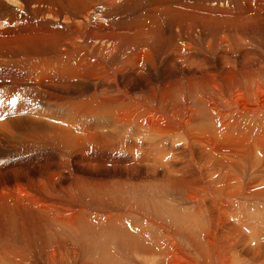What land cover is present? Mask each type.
Returning a JSON list of instances; mask_svg holds the SVG:
<instances>
[{
  "label": "rangeland",
  "instance_id": "1",
  "mask_svg": "<svg viewBox=\"0 0 264 264\" xmlns=\"http://www.w3.org/2000/svg\"><path fill=\"white\" fill-rule=\"evenodd\" d=\"M3 1H5L11 7L15 6L14 8L22 7L21 6V0H16V3H14V2L11 3V1H9V0H3ZM194 1H197V0H182V3L183 2L192 3ZM200 1L204 2V4L206 6H217V2H218V0H200ZM28 5H29V7H28ZM32 6L33 5L28 2L27 7L25 9V12L27 14L29 13V15L32 14L30 12V9H29ZM136 6L139 9H142V11H143V8L145 7L139 1H137ZM223 6L224 7H228V6L233 7L234 4L223 2L221 7H223ZM165 10H167V11H165ZM165 10H163V12H166L169 14H173V13L176 14V12H174L172 10V8H170V9L167 8ZM144 11H148V10H144ZM94 12H95V14L93 13V15H94L93 18L95 20H98L99 22H101V21L104 22V18H103V16H100V12L99 11H94ZM2 15L3 14H0V16H1L0 17V27L9 26V23H7L8 20L6 21L5 19H3L4 15H6V14H4L3 16ZM136 15L138 17L139 13H136ZM37 17L47 18V15L37 14ZM16 20H18V22L20 21L19 23H21L22 20H24V17L21 16L20 19H16ZM16 20H14V21H16ZM48 20H50V19L48 18ZM18 22L16 21V24H18ZM57 22H59V23L61 22V24L63 23L62 20L57 21ZM37 23L41 24L40 22H36V26H39ZM60 25H58L57 27L59 28ZM62 25H64V23ZM164 26H165V35L166 36L172 34L173 32L175 34H176V32H179L178 27L176 26L175 23L173 24L172 20H171V23L166 22L164 24ZM223 26H225V25L213 24L214 28L223 27ZM167 27L169 29H167ZM261 27L263 28L264 25L260 24V26L258 28L253 29V32H252L253 37L251 38L253 42L250 40V42H252L253 44L249 45L248 41H247L248 43L246 41H244V42L248 45L249 50L253 49L251 51H255V52L259 51V55L262 56V58H264V28L262 29ZM172 30H173V32H171ZM197 30L199 31L198 32L199 37L201 35V37H203V39H205L206 38V37L204 38L205 31H203L204 32V36H203V34H202L203 32L201 33V29H197ZM258 46H259V48H258ZM215 48L218 50H221V53H223L225 51L224 46H218V48L216 46ZM244 49H246V48H244ZM244 49H242V50L236 49L234 52L228 51L227 52V59H226L227 61L225 59L220 60L221 58L220 59L218 58L219 54H217L216 52H214V54H212V55H205V54H203V52H201L200 55H201L202 61H200V62H201L202 69H199L195 66L189 67L186 64L181 66L180 64H177V63H174L173 67H172V65L169 66L166 64V60L161 59L163 56V53H161V51L159 53L157 50V54L154 55V58H155L154 64H157L159 61L158 67L155 68L153 66L152 67L150 66V68H149L150 72L145 69L146 72L152 73V74H149L150 76H148V75L145 76V77H150L148 80L149 82L144 83V81L141 79L145 73L143 75H136L138 72H136L132 68L126 70L127 72L124 74L123 73L117 74V78L120 79L119 80L120 83L125 82V81L128 82V91L129 92L131 91L130 92L131 94L132 93H135V94L138 93L139 95L142 94L143 95V96L141 95L142 97H144V98L146 97L148 102L151 103L153 106H155L159 110H161V109L167 110L168 109L169 112L171 114H173L175 117H177L179 122L182 124V127H177L176 124H172V123L170 124V125L176 126L179 130L182 129L181 131H175L177 133V135L180 132V136H177V135H176V137L169 136V137L173 138V139H171L168 137V135H169L168 132L165 135H163L167 138L165 140L168 141V143H167V141H164V144H166L165 146L168 147V149H169L173 145L172 149L173 150L175 149L174 150L175 152H173V150H172L173 155L170 154L167 158L168 159L167 161H170V159H171V161L169 163L170 165L169 166L166 165L167 170H165L166 167L163 166L165 164L162 162H157L158 164L155 163L154 166H151L152 164H149V163L146 164V163L136 162V161H138V157H136L134 154H133V156H130V155H132L131 145L139 144V143L143 144L146 141L145 139H143V137L136 136L133 133L132 129L134 128L135 122H136L135 121L136 120L135 115L133 117L131 116V117L127 118L128 120L126 119L123 122L116 123L115 124L116 126L111 129L108 127V123L119 121V116L122 114V112L121 113L119 112L118 108H113L110 110V108L107 107L108 108V109L106 108L107 110H105V108H103V111L97 112L93 108L77 110V108L74 107V105H73L74 102L76 100H78L79 98L93 96L92 84H93V82H95L94 80H92L91 78H78V79L74 78L73 80H71V82L73 81V84H76L77 86L71 87L70 89H72V88L73 89L72 90L69 89L68 90V92L70 91L69 93L66 92L65 90H64L65 91L64 92L63 89L60 92L61 88H57V90L55 91L57 94L59 93L58 94L59 96H61V94H62V96H64V99L61 98V100H60V98H56V99L51 98V96L49 94V86L45 85V84H48L47 81L41 82L40 80H38L39 81V86H38V83H37L38 81L35 80L37 83L36 84L34 81H32L33 79L31 77L30 78L28 77L27 64L22 59V58H24L25 55L22 56V54L12 52L11 53V61H8L7 63H5L6 61H3L4 62V63L2 62L3 64L0 63V71L5 70L3 76H5V75L7 76V78H4V79H7V81L5 83L2 82V84L0 83V94L5 95V96L0 97V100H1V102H0V119H6V120L9 119V122H10L8 124V125H10V129H4L5 131L0 130L1 131L0 132V194L4 193V192H9L7 194V196L9 195L7 197L8 198L7 203L6 204L0 203V255H1L0 257L5 256L8 253L7 250L9 248L15 246V248L19 247L21 249L20 250L18 248L21 256L26 257L27 260L24 262V264H49L48 259H47L48 255L46 253L48 252L49 248H51L50 247L51 245L52 246L56 245V246L60 247L59 251L61 250L60 253L62 256H68L69 258H73V256L74 257L76 256L75 261H71L72 263L74 262L75 264H88L89 261L91 263H93V260H94V262L99 261L97 259L100 258V256H99L98 250L93 251L94 250L93 245H95L98 242V239L94 240L95 243L92 239H95L94 237H97L99 235L98 233H100V235L102 237H99L100 235L98 237H99V240L100 241L102 240V241L101 242L99 241L97 244H101L102 242H106L105 240L107 238H109V239H107L108 242H106V243L108 244V246L110 245V249H109L110 253L112 251V253L114 254V256L116 258L117 257H118V259L120 258L119 260L122 262V264H131L132 261H130L128 259V261L123 262L125 260L122 259L121 255L125 259L128 257L131 260L137 259L132 264H138V263L144 264L140 260V259H142L141 256L138 260V257L140 254L144 255V253H143V250H144L143 246L144 245L141 244L143 246H140V244H138V242H139L138 239H134L130 234H128V238L126 240H124V237L122 234L119 233L120 235H118V229L120 228L119 225H115V223L112 224L111 221L107 223V220H104V221H106V224H104L105 222L100 223L101 226H99V221L101 220L100 217H102V220L100 222H103V219H106V217L109 214L114 215L116 213H121L129 219V222H130L132 227H136L135 228L136 230H138V229L140 230V231L139 230L136 231L133 229L136 232H134L132 230V233H135L138 235H142V234L146 235L147 233L151 232L157 238L159 236L163 237L165 235V233H161V230L159 231L160 225L166 231L172 230L174 238H172L171 241L164 240L165 238H163V240L161 241L162 243H161V242H157V240L155 238L156 243L152 242V244L148 248L151 250L152 253L155 252L154 254L155 255L157 254L156 255L157 256V259H156L157 263L154 262L155 264H159L158 260H160L161 262H165L166 259L169 260V259L174 258L173 257L174 255L171 254V253L176 251V250H174L175 247L172 248L174 245H178V246L182 247L181 249L184 250L183 252H185L187 255H189L191 257L198 258V260L200 261V263H198V264H202V263L204 264L203 258L201 257L202 256L201 250L203 251V249L206 248V245L204 243L205 239H203V237H205L204 229L207 227L206 226L207 225L206 224L207 219H210V221L212 222V216H211V212L204 213L203 215H201L200 211H198V208L203 206V208L205 209V208H207V204H209V203L212 204L211 194L214 195L215 197H217L220 201H223L225 203V206H227V207H228V204L240 205L244 210L242 208L233 209L234 214L239 216V217L245 218L249 222L250 225H255L257 227H261L263 232H264V218L262 217L263 212H264V195L260 194V196H258V198H257L254 195L248 194L246 192V189L242 188V187L241 188L236 187L237 190L230 193L229 192L230 189H232L234 187H232V188L221 187V184L223 182L222 174H225L224 172L230 173V171H232L233 173H234V171H236V174L238 176L236 178H238V179L235 180V182H238V183H244L246 185V184L253 182L254 180L261 178V177H262V180L264 181V156H261V160L258 161L256 155L249 156V154H248L249 158H247L244 155L247 153L243 154V152H241L240 149H237L233 146H221V147H218L217 149H225L227 151L226 155L224 154L223 156L225 159L229 158L228 161L230 160L229 163L232 166L230 167V165L226 164V162H225V164L220 166L219 165L220 162L216 159L219 156V155L217 156V154H220V153L215 151V148L207 149L204 142H202V141H205V139H203L204 137L202 138V141H200L202 144H200L199 140L195 137V135H197V134L199 135L201 133H204L203 136L206 135L205 138L214 139L207 132L210 129H215L216 125H217V121L215 118H213L212 114L214 113L215 110L219 109V111H216V113L218 114L222 109L225 108L226 105L229 104V103L227 104L225 102L226 99L222 100L223 103L221 102V99H223V96H221L222 91L225 88L226 91L228 92V89H229V86H228L229 83L222 81V78H224L225 75L228 77L232 76L233 80L236 82L240 79L238 81V83L236 84L237 87L236 88L234 87V89L232 90V92L236 91L235 93L233 92L234 93L233 96H234L235 100L238 102L239 107H243V106H245V104L251 105L250 102H253V103L256 102L257 104L259 103V105L263 106L262 104H264V89L257 88V87L254 88L255 90L253 91V93H254V95H253L251 93L252 91H248L247 87L249 88V86H251L253 84V81L254 82L255 81L256 82L261 81L262 83L264 82V74L260 75L259 78L257 77L259 75V73H258L259 72L258 71L259 66L258 65L259 64L264 65V61H263V59L260 60L258 58H256V60L255 59L254 60L248 59L246 61L245 59H247V57L242 55V53H243L242 51H244ZM162 50L164 51V49H162ZM197 50H198V52H197ZM191 52H193V51H191ZM260 52H263V53L260 54ZM107 53L109 54L110 52L108 51ZM194 53H199V49L194 50ZM156 58H157V61L155 63ZM228 58L231 60H229ZM16 61H18V62H16ZM206 62H207V64H206ZM224 62H225V64L228 62L227 66L226 65L224 66ZM203 64H205V65H203ZM8 67H10V68H8ZM255 67H256V69H255ZM171 69H173V70H171ZM223 70L225 73H223ZM255 71H256V73H255ZM249 72H252V73L250 74ZM166 73L168 75H166ZM211 73H213V74H211ZM245 73L247 74L248 77L245 76L246 75ZM253 73H255V74H253ZM119 75H121V77ZM135 75H136V77H135ZM249 75L252 76L251 77L252 79L249 77ZM1 76L2 75L0 74V77ZM208 76L210 78L213 77V79H208L209 78ZM240 76H243V77L245 76V77L242 78ZM253 76H254V79L256 78L258 80H256V79L254 80ZM179 77L180 78L183 77V78L179 81L178 80ZM189 77L192 78V80ZM215 79H217V80L215 81ZM242 79L243 80L248 79L247 80L248 83L246 80H244V81H246L244 83V81ZM26 80H28V81H26ZM154 80H157V81H154ZM210 80H214V81H210ZM162 82L163 83L167 82L168 86H167V83L163 84ZM212 82L214 83V86L212 85ZM150 84L151 85L153 84L152 86H154V87L157 85L154 95H151L149 93V91H150L149 87L150 86L148 87V85H150ZM180 84H182V85H180ZM244 84H247V85H244ZM222 85L224 87H222ZM26 86H28V87H26ZM107 86H108L107 88L110 91V93L113 94L114 93V83L112 82V83H110V85H107ZM159 87H161V88H159ZM199 87H200V89H199ZM214 87H216V88H214ZM19 88H20V90H19ZM163 88H165V90H167V91H163L164 90ZM242 88H244V89H242ZM34 90H35V92H34ZM163 92H165V93H163ZM160 93H161V95H160ZM218 93H220V94H218ZM237 95L241 96L242 98L238 97ZM209 97H210V99H209ZM149 98H151V99H149ZM21 99H23V101L25 103H28L30 105V107L33 106V108H35V109H43V110H47V111H52L51 109H53V111H55V112L58 111L59 114L62 116L64 115V112H66L63 117L65 118V116H66V118H67V116H68V119L69 118L73 119V123L76 124V127H75L76 131H75V128L74 129L73 128L72 129H67V128L64 129L66 127L64 125L65 123L57 124L54 121V122H52V124L53 123L57 124V125H55V127L59 132V133H56V132L52 131L51 129H49L47 126H45L46 122L49 123L48 120L45 118H42L43 120H41V121L39 120L40 121V122H38L39 125H37V123L31 122L29 120L17 122L19 119L25 118V116L26 117H32L28 114L20 115L21 114L20 113L19 114L20 116H17L18 114H12L11 113L14 110V106L17 105ZM172 99L174 101H173V103L172 102L170 103V100L172 101ZM53 100H54V102H53ZM208 100L210 101L211 104L219 102V105H220V106H218L219 108L217 107L214 111L209 112V117H207L208 115L206 114L205 116H201L197 120V117L199 116L200 113L198 110V106H196V104L197 103L210 104ZM246 101H247V103H246ZM63 102H64V104H63ZM243 103H244V105H243ZM222 105H224V106H222ZM211 106H213V105H211ZM228 106L231 107L232 105L229 104ZM121 107H122V105H121ZM170 110H173L175 112H172ZM140 114H144V113L143 112L138 113V115H139L138 117H141ZM218 115H220V114H218ZM142 116H143L142 118H138V119L143 120V118L145 116L144 115H142ZM191 116H192V120H189V117H191ZM261 116L264 118L263 115H261ZM262 117H261V120H263ZM74 118H75V121H74ZM77 118H79V119L81 118V119L78 120ZM225 121H226V118H225ZM255 121H254V119H250V122H252V128L251 129L254 131L248 132V134L238 133L239 135L243 136V138H236L235 135L232 137L233 140L235 139L241 144L244 143L242 148L246 147L247 144L252 145L253 140L255 139V137L259 133L264 134V132L259 131V130H264V123H262L260 121H258V122H255ZM133 123H134V125H133ZM118 124H119V126L120 125H122V126L118 127ZM89 125H92L94 127L105 126V128H95V131L97 132V138L95 139V141H88L89 138L83 137V136H86L87 134H90V133L85 134L82 132H79V133L77 132V131H83L84 127L89 126ZM79 126L80 127L82 126V127L80 128ZM212 126H214V128ZM121 127H123V128L121 129ZM126 127H128V128H126ZM36 128L39 130H36ZM124 128H126L125 130L129 131V133L127 131H125ZM10 130H13V133ZM112 130H116L117 132L114 133V135H112V137H111V131ZM86 131L94 132L93 129L92 130H86ZM119 131L122 134H119ZM137 131H138V135H139L140 130H138V128H137ZM38 132L41 134H38ZM117 133L119 134V136ZM181 133H183L185 136H182L183 134H181ZM61 134L62 135H64V134L71 135V137L76 136L75 139H80L82 137L81 140L82 139L87 140V145H88L89 149H88V152H87L88 155L86 156V158H83L81 153L78 151L79 145H78L77 141H72L68 144L61 137ZM50 135H52V136H50ZM126 135H128V136H126ZM119 137L122 139H120ZM137 137H139V140H137L138 139ZM186 137H187V139L189 137L190 138L187 140ZM112 138L114 139V141L116 143V147L113 149H110L109 144H110ZM41 139H43V140H41ZM131 139L132 140L134 139V140L132 141ZM178 139H180V140H178ZM191 139H192V141H191ZM172 140H173V142H172ZM189 140H190V142H189ZM193 140H195V141H193ZM46 141H48V142H46ZM176 141H178V142H176ZM218 141H220V140H218ZM91 142H92V144H91ZM34 144H36V145H34ZM122 144L125 146H123ZM91 148L94 151L93 150L89 151V150H91ZM165 152H166V150H165ZM175 153H176V155H174ZM79 156H81V157H79ZM170 156H172V157H170ZM173 158H175V159H173ZM133 161H134V163H133ZM172 161L175 162V165ZM89 163H91V164H89ZM226 165L229 167H226ZM233 166L235 169L233 168ZM154 167H155V169H154ZM173 167H174V169L175 168H184V170L187 172L188 177L192 178L193 180L199 181V180L203 179V177L206 178L205 179L206 180V188L200 189L201 195H199L196 200L193 199L191 201L190 199H188V195L190 196V192L192 191L191 189H188L187 187H184V188L180 187L181 189H176L173 187V185L166 184L164 181L161 180L162 176L164 177V176L171 175ZM156 168H158V169H156ZM228 168H229V170L227 172ZM232 169H234V170H232ZM52 172H53V174H52ZM164 172H165V174H164ZM49 176H50V178H48ZM152 179H153V182H152ZM158 180H161V181H158ZM96 182H98V183L96 184ZM104 183H107V184L105 185ZM114 183H117V184H114ZM41 188H43V189L41 190ZM208 194H210V195L208 196ZM115 195L117 196V199H118L119 208L114 207V206H109V204L105 200H103V198H107V197L110 198V197H114ZM24 196H29L30 198H33L34 200L33 199L32 200L34 203L21 198ZM143 197H145V198H143ZM146 197H147V199H146ZM182 197H184V198H182ZM199 197H200V199H199ZM207 197H208V199H207ZM185 199H187V200H185ZM40 202H42L45 205L49 204L47 207L55 206L59 211H64L65 215H66L67 210L74 211L73 213H76L75 211H77L76 214H79L80 216L86 217L85 221H83L82 219H81L82 221L80 220V222L75 221L73 223V226L72 225H70V226L64 225V224L59 225V224L53 222L52 219L47 218L48 214L50 216L57 215L55 213L56 211L51 209V208L49 211L47 209V207H45L43 209V204L40 205ZM171 202H173V203H171ZM176 202H178L179 204ZM148 203H150V204H148ZM154 203H155V205H154ZM151 204L153 205L152 207H155V208H152ZM39 205H40V207H39ZM144 206L147 207V209ZM156 206H157V208H156ZM141 207L143 208V210ZM148 207L150 208L151 211L148 209ZM187 207H188V209H187ZM156 209H158V212ZM180 209H182V210H180ZM146 210H149L148 211L149 214L146 212ZM152 210H153V212H152ZM165 211H166V213H165ZM142 213H144V214H142ZM87 216H89V217L87 218ZM98 217L100 220L98 219ZM194 217H195V220H194ZM91 220H93V222ZM95 220H96V226L97 227L94 224ZM196 220H197V222H196ZM87 222L91 223V224L88 225ZM213 222L219 228V237L222 238L223 242L231 241L235 244L234 247L236 245L238 246V247H235V249L233 248L232 250H233V252L236 253V255L234 256V258L236 260H238V257H237L238 254L239 255L243 254L244 259L242 258V256L241 257L239 256V258H241V261L238 260V261H240V264H252L250 261L254 260V258H255V255L253 257L254 252L252 253V251H253L252 249L255 248V245L258 242L259 243L256 245L257 251L254 249V251H256V254H257L256 257L262 256V253L264 255V252H263L264 249H262V248H264L263 247L264 246V237L262 239L259 238L257 243L254 240L247 239L248 238V237H246L247 234L240 233V234H238V237H235L234 227H233L235 221H234L233 217L228 216V218L221 220L220 217L217 216ZM110 223L112 226L110 225ZM155 224H157V225H155ZM71 226L75 227V229H71L72 228ZM84 226L87 229H85ZM108 226H109V228H108ZM149 226H151V227H149ZM194 226H195V228H194ZM196 227H198V228H196ZM92 228H94V230ZM103 228L106 231V233L104 231H99V230H103ZM108 229L111 232H107V231H109ZM144 229H146L145 231L147 233L144 231ZM97 230H98V233H96ZM141 231H144V232L141 233ZM154 231H156V232H154ZM101 232H103V233H101ZM104 233H105V235H104ZM102 234L105 237H103ZM108 234L109 235L113 234L112 235L113 237L109 236ZM189 235H190V237H189ZM191 235H193L195 238L192 237ZM84 236H86V238ZM110 237H112V239H110ZM114 237L115 238L118 237V238L115 239ZM101 238H106V239H101ZM198 238H199V240H201V242H199ZM89 239H91V240H89ZM130 239H132V240H130ZM133 239H134V243H133ZM236 239H237V242H236ZM238 239L240 240V242L238 241ZM241 239L248 241V244L246 242L242 241ZM110 240L112 242H110ZM115 240H117L116 243H115ZM135 240L138 242H136ZM193 240H194V242H193ZM118 241L119 242L123 241L122 242L123 244L119 245L121 242L118 243ZM131 241L133 244H136V249H134L135 245L132 248L130 247V246H133ZM164 241H166V242H164ZM241 241L243 242V245H244V243H246V245L245 246L241 245L242 244ZM3 242L4 243L6 242L5 246H1V245H4ZM140 242H142L141 239H140ZM173 242H174V244H173ZM238 242H239V244H238ZM10 243L11 244L15 243V244L13 246H11ZM50 243H51V245H50ZM112 243H114V244H112ZM117 243H118V246H120V247L117 246ZM129 243L132 245H128ZM165 244L167 245V247ZM196 244H199V245H196ZM249 244L251 246H253V248L251 246L249 247ZM262 244H263V246H262ZM111 245H115L116 247L114 246V248H113V246H111ZM170 245H173V246H170ZM194 245H195V247H194ZM258 245H259V248L257 249ZM66 246L68 248H66ZM197 246L199 249L197 248ZM23 247L24 248L26 247V248L23 250ZM123 247L125 250L123 249ZM125 247H127V250L129 249V247H130V249L127 251ZM73 248H74V250H73ZM184 248L186 249V251ZM236 248H238V249H236ZM246 248H247V250H246ZM117 249L118 250L120 249L118 252V256L116 253ZM121 249H123V250H121ZM64 250H66V251H64ZM68 250H69V252H68ZM158 250L160 251L159 253H158ZM204 250L205 251H203V252L207 251L206 249H204ZM236 250H237L238 254H237ZM248 251L250 252V256L248 254L249 253ZM70 252H72V253L75 252V253L72 254ZM231 252H230V254L233 255V252L232 253ZM258 252H259V254H258ZM27 253H28V255H27ZM168 254L171 256H169ZM246 254H248L249 257ZM96 256H97V259H95ZM251 256H252V258H251ZM262 257H264V256H262ZM67 259L68 258H65L64 260L66 261ZM161 259H163V260H161ZM247 259H248V262H246ZM86 260H87V263H86ZM57 261H58V264L64 263L60 256L57 257ZM4 262H6V260L3 261V263H1V259H0L1 264H4ZM66 263L69 264L68 261H66ZM119 263L120 262H118L117 264H119Z\"/></svg>",
  "mask_w": 264,
  "mask_h": 264
},
{
  "label": "bare ground",
  "instance_id": "2",
  "mask_svg": "<svg viewBox=\"0 0 264 264\" xmlns=\"http://www.w3.org/2000/svg\"><path fill=\"white\" fill-rule=\"evenodd\" d=\"M9 1H11V3L12 2L16 3V0H9ZM137 1H139L141 4H143L145 6L143 8V11H142V9H139L136 6ZM28 2L33 5L31 8H29L30 12L32 13V14L30 13L31 15H29V13L27 14L25 12V9L27 7ZM223 2L234 4V6L233 7L232 6L221 7ZM21 6L23 8L22 7L14 8L15 6L11 7L5 1L0 0V14H3V15L6 14V15H4L3 19L8 20L7 23H9V26H7V27L6 26L0 27V63H2L3 61H6L5 63H7L8 61H11V53L12 52L22 54V56L25 55L24 58H22V59L27 64L28 77L29 78L31 77L33 79L32 81H34L35 83L38 80H40L41 82L47 81L48 84H45V85L49 86V94H50L51 98H55V99L60 98V100H61V98L64 99V96H62V94H61V96H59L58 95L59 93L57 94L55 92L57 90V88H61L60 92L62 91V89H63V91L65 90L66 92H68V90L71 87L77 86L76 84H73V81L71 82V80H73L74 78H77V79L78 78H91L92 80H94L95 82H93V84H92L93 96L79 98L78 100H76L74 102V104H73L74 107H76L77 110L93 108L97 112L103 111V108H105V110H107L108 108H110V110L113 108H118L119 112L120 113L122 112V114L119 116V121L108 123V127L111 129L116 126L115 125L116 123L123 122L127 118H129L131 116L133 117L135 115L136 116V118H135L136 122H135L134 128L132 129L133 133L136 136L143 137V139H145L146 141L144 140L145 142L144 143L142 142L143 144L139 143V144L131 145L132 155H130V156H133V154H134L136 157H138V161H136V162L146 163V164L149 163V164H152L151 166H154V164L157 162L164 163L165 164V165H163L164 167H166V165L167 166L170 165L169 163H170L171 159H170V161H167L168 160L167 158L170 154L173 155V153H172V150H173L172 146L173 145L171 146V148L168 149V147L165 146L166 144H164V141H167V140H165L167 138L163 135H165L168 132L169 133L168 137L169 136L176 137L177 133L175 131H181L182 129L179 130L177 127H182V124L179 122L177 117H175L173 114H171L169 112L168 109L167 110L166 109L159 110L155 106H153L151 103H149L148 100L146 99V97L145 98L142 97L143 96L142 94H140V95L138 93H136V94L132 93L131 94L130 93L131 91L130 92L128 91V82L125 81V82L120 83V81H119L120 79L117 78L118 73L124 74L127 72L126 70L132 68L136 72H138L136 75H143L145 73L141 79L144 81V83L149 82L148 80L150 77H145V76L146 75L150 76L149 74H152V73H149L150 72L149 71L150 66L151 67L153 66L155 68L158 67L159 61L157 64H154V59H155L154 55L157 54V50L159 53H160V51H161V53H163V56L161 59L166 60V64L169 66L172 65V67H173L174 63H177V64H180L181 66L186 64L189 67L195 66L199 69H202L201 62H200V61H202V58L200 55L201 52H203V54H205V55H212V54H214V52H216L217 54H219L218 58L219 59L221 58L220 60H222V59L226 60L228 51L234 52L236 49L242 50L244 48H246V49H244V51H242L243 52L242 55L247 57V59H245L246 61L248 59L249 60H254V59L256 60V58H258L260 60L263 59V61H264V58H262V56L259 55L258 50H257L258 52L251 51L253 49L249 50L248 45L244 42V41H246V42L248 41L249 45L253 44L252 43L253 41L251 39L253 37L252 36L253 29L258 28L260 26V24L264 25V0H218L217 6H206L204 4V2H201L200 0L194 1L192 3H190V2H187V3L183 2L182 3V0H21ZM28 7H29V5H28ZM167 8H169V9L172 8V10L174 12H176V14L175 13L169 14V13L163 12V10H165ZM144 10H148V11H144ZM94 11L100 12V16H103L104 22L101 21L102 22L101 23L98 20H95L93 18V16H94L93 13L95 14ZM165 11H167V10H165ZM136 13H139L138 17L136 15ZM37 14L47 15V18L37 17ZM21 16L24 17V20H22V22L19 23L20 21L18 22V20H16V19H20ZM48 18L50 20H48ZM14 20H16L18 22V24H16V21H14ZM60 20H62L64 25H62L63 23L61 24V22L60 23L57 22ZM171 20L173 21V24L174 23L176 24V26L179 29V32H176V34H175L172 30L171 32H173V33L166 36L164 24L166 22L171 23ZM36 22H40L41 24L37 23L39 26H36ZM213 24L225 25V26L214 28ZM58 25H60L59 28L57 27ZM168 27H167V29H169ZM197 29H201V33L203 31H205V36H204V32L202 33L204 38L206 37L205 39H203V37H201V35L199 37V33H198L199 31ZM250 40L252 42H250ZM216 46H217V48H218V46H224L225 51L223 53H221V50H218L215 48ZM258 48H259V46H258ZM162 49H164V51ZM196 49H199V53H194V50H196ZM108 51L110 52L109 54L107 53ZM191 51H193V52H191ZM197 52H198V50H197ZM261 53H263V52H260V54ZM229 60H231V59H229ZM18 61H16V62H18ZM156 61H157V58L155 60V63H156ZM227 63L225 64V62H224V66L225 65L227 66ZM206 64H207V62H206ZM203 65H205V64H203ZM258 66H259V68H258L259 72L258 71L257 72L259 73V75L257 74L258 75L257 77L259 78L260 75L264 74V65L259 64ZM8 68H10V67H8ZM145 69L148 70L149 72H146ZM255 69H256V67H255ZM171 70H173V69H171ZM2 71H0V74L2 75L0 77V83L1 84H2V82L5 83L7 81V79H4V78H7V76L6 75L3 76L5 70L3 72ZM223 73H225L224 70H223ZM249 73L251 74L252 72H249ZM255 73H256V71H255ZM255 73H253V74H255ZM211 74H213V73H211ZM136 75H135V77H136ZM166 75H168V74L166 73ZM119 76L121 77V75H119ZM245 76H247V74ZM240 77L244 78L243 76H240ZM249 77L251 78L252 76L249 75ZM182 78L183 77H181V78L179 77L178 80L180 81ZM190 79L192 80V78H190ZM208 79H213V77L212 78L209 77ZM253 79H254V76H253ZM216 80L217 79H215V81ZM244 80H246V79H244ZM256 80H258V79H256ZM26 81H28V80H26ZM154 81H157V80H154ZM210 81H214V80H210ZM222 81L229 83V85H228L229 89H228V92L226 91L225 88L222 91L221 96H223V99H221V102H222V100L226 99L225 102L227 104L228 103L231 104L232 106L230 107V106H228L229 104L228 105L225 104L226 105L225 108L221 110L223 113L220 111L218 113L220 115H218L216 113V111H219V109H217V110H215V109L218 106H220L219 102L211 104L210 101L208 100L209 103L213 106H211L210 104L197 103L196 106H198V110L200 113L199 116L197 117V120L201 116H205L206 114L208 115L207 117H209V112H212L215 110L214 113L212 114V116H213V118L216 119L217 125H216L215 129H210L208 131L206 130L214 139L205 138L206 135L203 136L204 133H201L199 135L197 134V135H195V137L199 140V142L202 141V138L204 137L203 139H205V141H202V142H204L207 149L215 148V151H217L218 153L221 154V155L217 154V156L218 155L219 156L216 158L221 163V164L219 163L220 166L225 164V162H226V164H229L230 167L232 166L229 163L230 160L228 161L229 158L225 159L223 156L224 154L226 155L227 151L225 149H217L218 147H221V146H233L237 149H240L241 152H243V154L247 153V154H244L247 158H249V156L256 155L258 161H260L261 156H264V134L263 133H259L255 137L252 145L247 144L246 147H244V148H242L244 143L241 144L237 140H235V139L233 140L232 137L235 135L236 138H243V136L239 135L238 133L248 134V132L254 131L251 129L252 128V122H250V119H254V121L256 120L255 122L260 121V122L264 123V118L261 116V115L264 116V104H262L263 106H261V105H259V103L257 104L256 102H254V103L250 102L251 105L245 104V106L239 107L238 102L235 100V98L233 96V94L236 91H233L234 93L232 92L234 87L235 88L237 87L236 84L238 83V81L236 82L233 80L232 76L228 77L226 75L224 76V78H222ZM246 81H244V83ZM112 82L114 83V93L113 94H111L107 88L108 87L107 85H110V83H112ZM37 83L39 86V81ZM164 83L166 84L167 82H164ZM247 83H248V81H247ZM152 85L151 84L148 85V87L150 86L149 87V89H150L149 93L151 95H154L157 85L155 87ZM180 85H182V84H180ZM212 85L214 86L213 82H212ZM244 85H247V84H244ZM167 86H168V83H167ZM26 87H28V86H26ZM161 87H159V88H161ZM222 87H224V86L222 85ZM256 87L264 89V82L262 83L261 81H257V82L253 81V84L251 86H249V88L247 87V89H248V91H252L251 93L254 95L253 91L255 90L254 88H256ZM214 88H216V87H214ZM72 89H70V90H72ZM163 89H162L163 91H167V90H165V88H163ZM199 89H200V87H199ZM242 89H244V88H242ZM19 90H20V88H19ZM34 92H35V90H34ZM161 93H160V95H161ZM163 93H165V92H163ZM218 94H220V93H218ZM238 97H241V96H238ZM149 99H151V98H149ZM173 99H172V101L170 100V103L171 102L173 103V101H174ZM209 99H210V97H209ZM23 102H24L23 99H21L18 102V104L14 106V110L11 113L12 114H18L17 116H20L23 114H28L32 117H26L25 116V118H21L17 122L29 120V121L35 122V123H37V125H39L38 122L43 120L42 118H45L49 122V123L46 122V124L44 123L45 126H47L49 129H51L52 131H54L56 133H59L55 127V125H57V124L65 123L64 125L66 127L64 129H66V128L67 129H72V128L74 129L76 127V124L73 123L72 118L68 119V116H67V118H66V116H65V118L63 117L66 112H64V115L62 116L59 114L58 111H56V112L53 111V109H51L52 111H47V110H43V109H35V108H33V106L30 107V105L28 103H25V102L23 103ZM53 102H54V100H53ZM246 103H247V101H246ZM63 104H64V102H63ZM121 105H122V107H121ZM243 105H244V103H243ZM222 106H224V105H222ZM170 111L175 112L173 110H170ZM140 112H143L144 114H140L141 117H138L139 116L138 113H140ZM142 115H144L145 117L143 118V120L142 119L139 120L138 118H142L143 117ZM261 117L263 118V120H261ZM225 118H226V121H225ZM77 119L80 120L81 118L80 119L77 118ZM189 120H192V116L189 117ZM54 121L57 124L53 123L54 124L53 125L52 122H54ZM74 121H75V118H74ZM9 123H10L9 119L8 120L0 119V130L10 129V125H8ZM171 123L176 124L177 127L174 125H170ZM133 125H134V123H133ZM120 126H122V125H120ZM120 126L118 124V127H120ZM128 127H126V128H128ZM212 127L214 128V126H212ZM95 128H105V126L94 127L92 125H89V126H85L83 131H77V132L78 133L82 132L85 134L90 133V134H87L86 136H83V135L82 136L85 138H89L88 141H95V139L97 138V132L95 131ZM122 128L123 127H121V129ZM126 128H124V130ZM137 128H138V130H140L139 135H138ZM92 129L94 130V132L86 131V130H92ZM36 130H39V129L36 128ZM10 131L13 133V130H10ZM75 131H76V128H75ZM125 131H127V130H125ZM259 131L264 132V130H259ZM116 132H117L116 130H112L111 131V137ZM127 132L129 133V131H127ZM38 134H41V133L38 132ZM119 134H122V133H120V131H119ZM119 134H118V136H119ZM181 134H183V133H181ZM50 136H52V135H50ZM126 136H128V135H126ZM177 136H180V132L178 133ZM182 136H185V135L183 134ZM61 137L68 144L72 141H77L78 145H79L78 151L81 153L83 158H86V156L88 155L87 152L89 149V147L87 145V140H84V139L81 140L82 137L80 139H75L76 136L71 137V135H66V134H64V135L61 134ZM139 137H137L138 138L137 140H139ZM169 138H171V137H169ZM120 139H122V138H120ZM171 139H173V138H171ZM186 139H187V137H186ZM41 140H43V139H41ZM178 140H180V139H178ZM218 140H220V141H218ZM191 141H192V139H191ZM193 141H195V140H193ZM46 142H48V141H46ZM172 142H173V140H172ZM176 142H178V141H176ZM189 142H190V140H189ZM167 143H168V141H167ZM91 144H92V142H91ZM200 144H202V143L200 142ZM34 145H36V144H34ZM123 146H125V145H123ZM115 147H116V143H115L114 139L112 138L111 142L109 144V148L113 149ZM92 150L93 149L91 148V150H89V151H92ZM165 150H166V152H165ZM174 150H173V152H175ZM248 154H249V156H248ZM174 155H176V153ZM79 157H81V156H79ZM170 157H172V156H170ZM173 159H175V158H173ZM175 162H173L174 165H175ZM133 163H134V161H133ZM89 164H91V163H89ZM226 167H229V166L226 165ZM233 168H234V166H233ZM154 169H155V167H154ZM156 169H158V168H156ZM234 169H232V170H234ZM165 170H167V167L165 168ZM228 170H229V168L227 169V172H228ZM224 173L225 174H222L223 182L221 184V187H224V188L234 187V188L230 189V191H229L230 193L237 190V188L242 187V188L246 189V192L248 194L254 195L257 198H258V196H260V194L264 195V181L262 180V177L245 185L244 183L235 182V180L238 179V178H236V177H238L236 174V171H234V173L232 171H230V173H226V172H224ZM52 174H53V172H52ZM164 174H165V172H164ZM48 178H50V176ZM161 178H162L161 180L164 181L166 184H171L176 189H181L180 187H183V188L187 187L188 189H191L192 191L190 192V196L188 195V199H190L191 201L193 199L196 200L198 198V196L201 195L200 189L206 188V180H205L206 178L205 177H203V179H201L199 181L193 180L192 178L188 177L187 172L184 170V168H175L174 169V167H173L171 175L164 176V177L162 176ZM161 180H158V181H161ZM152 182H153V179H152ZM97 183L98 182H96V184ZM104 184L106 185L107 183H104ZM114 184H117V183H114ZM42 189L43 188H41V190ZM8 193L9 192H4V193L0 194V203L1 204L7 203V201H8L7 197L9 196V195L7 196ZM209 195L210 194H208V196ZM21 198L25 199L27 201H31V202H33V200H34L33 198H30L29 196H24ZM143 198H145V197H143ZM182 198H184V197H182ZM146 199H147V197H146ZM199 199H200V197H199ZM207 199H208V197H207ZM103 200H105L109 204V206H114V207L119 208L118 199H117L116 195L114 197H110V198L109 197L103 198ZM185 200H187V199H185ZM211 201H212V204L211 203L207 204V208L204 209L203 206L198 208V211H200L201 215H203L204 213L211 212L212 222L214 221V219L217 216H219L221 220L228 218V216L233 217V219L235 221V223L233 225L235 237H238V234H240V233L247 234L246 235V237H248L247 239L254 240V241H256V243L258 242L259 238L262 239L264 237V232H263L261 227H257L255 225H250L249 222L245 218L239 217V216L234 214L233 209L242 208L240 205L228 204V207H227V206H225V203L223 201H220L217 197H215L212 194H211ZM171 203H173V202H171ZM176 203H178V202H176ZM42 204L43 203L40 202V205H42ZM148 204H150V203H148ZM40 205H39V207H40ZM48 205L49 204H47V205L43 204V209L45 207H47ZM154 205H155V203H154ZM152 206L153 205L151 204V207ZM50 208L55 210L56 211L55 213L57 215L50 216L48 214V216L46 215L47 218L52 219L53 222H55L59 225L64 224V225H69V226L72 225L73 226V223L75 221L80 222L81 219L83 221H85V218H86L84 216H80L79 214H76L77 211H75L76 213H73L74 211L67 210L66 215H65L64 211H59L55 206L47 207V209L49 211H50ZM145 208L147 209V207H145ZM152 208H155V207H152ZM156 208H157V206H156ZM148 209L150 210L149 207H148ZM158 209H156L157 212H158ZM182 209H180V210H182ZM187 209H188V207H187ZM142 210H143V208H142ZM149 210H146V212L148 213ZM166 211H165V213H166ZM152 212H153V210H152ZM142 214H144V213H142ZM88 217L89 216H87V218ZM262 217L264 218V212H263ZM98 219H99V217H98ZM100 219L102 220V217H100ZM104 220H107V223L111 221L112 224L115 223V225H119L120 228L118 229V235L122 234L124 237V240H126L128 238V234H130L134 239H138L139 242L141 239L142 242H140V243L135 240L136 242H138V244H140V246L144 245L143 246L144 255L140 254L138 257V260L141 256L142 259H140V260L144 264H155V263H157V260H156L157 254L155 255L154 254L155 252L152 253L151 250L148 249L150 247V245L152 244V242H155V238H156L151 232L147 233L145 231L146 229H144V231L147 233L146 235H144V234L138 235V234L132 233V230L133 229L136 230L135 229L136 227H132L130 222H129V219L121 213H116L114 215L109 214L106 217V219H103V222L99 221V226H101L100 223L105 222L104 224H106V221H104ZM194 220H195V217H194ZM91 221L93 222V220H91ZM94 222H95L94 224L96 226V220ZM196 222H197V220H196ZM212 222L210 221V219H207V222H206L207 225L205 224L207 227L205 226L206 228L204 229L205 237H203V239H205L204 243L206 245V248H204V249H206L207 251L203 252L205 250L204 249H203V251L201 250L202 256L200 255L203 258L204 264H240L241 258H239V256L240 257L242 256V258H243V254L239 255L237 250H236V252L238 254V256H237L238 260H240V261H238L234 258L236 253L233 252V250H232L233 248L235 249V247H238V246L236 245L234 247L235 244L231 241L223 242L222 238L219 237V228L214 224V222L213 223ZM89 224H91V223H88V225ZM110 225H111V223H110ZM155 225H157V224H155ZM85 226H84V228H85ZM149 227H151V226H149ZM108 228H109V226H108ZM194 228H195V226H194ZM196 228H198V227H196ZM71 229H75V227H72ZM85 229H87V228H85ZM92 229L94 230V228H92ZM138 230H136V231H138ZM160 230H161V233H165V235L163 237H161V236L157 237L156 238L157 242H161L163 240V238H165L164 240H167V241L168 240L171 241L172 238H174L172 230L166 231L165 229H163V227L161 225H160L159 231ZM99 231H104L106 233L104 228H103V230H99ZM136 231H134V232H136ZM144 231H141V233H143ZM107 232H111V231L109 230ZM154 232H156V231H154ZM96 233H98V230ZM101 233H103V232H101ZM105 233H104V235H105ZM98 234L100 235V233H98ZM104 235H103V237H105ZM112 235H109V236H112ZM98 236L94 237L95 239H92V240L94 241V240L98 239V242H99L100 241L99 237H102V236L101 235L99 237ZM191 236L194 237L193 235H191ZM84 237L86 238V236H84ZM112 237H110V239H112ZM189 237H190V235H189ZM106 238H101V239H106ZM117 238H115V239H117ZM107 239H109V238H107ZM107 239L105 240L106 242H108ZM134 239H133V243H134ZM89 240H91V239H89ZM130 240H132V239H130ZM198 240H199V238H198ZM241 240L248 244V241L243 240V239H241ZM116 241L117 240H115V243H116ZM123 241H120L121 243L118 241V243H120L119 245L123 244L122 243ZM238 241L240 242L239 239H238ZM242 241H241L242 244L240 243L241 245H243ZM106 242H102L101 244L96 243L95 245L92 244L93 248H94L93 251L98 250L100 258L97 259V256H96L95 259H97L99 261L94 262V260H93V263H91L89 261L88 264H117L118 262H120L119 264H122V262L119 260L120 258L119 259H118V257L116 258L114 256V254L112 253V251L110 253V250H109L110 245L108 246V244ZM110 242H112V241L110 240ZM164 242H166V241H164ZM193 242H194V240H193ZM199 242H201V240H199ZM236 242H237V239H236ZM239 242H238V244H239ZM5 243H4V245H1V246H5L6 245ZM94 243H95V241H94ZM118 243H117V246H118ZM131 243H132V241H131ZM246 243H244L243 246H245ZM14 244L15 243H13V244L10 243L11 246H13ZM112 244H114V243H112ZM132 244L129 243L128 245H132ZM141 244H143V245H141ZM173 244H174V242H173ZM50 245H51V243H50ZM115 245H111V246H113V248H114ZM134 245H135L134 249H136V244H133V246H130V247L132 248V247H134ZM196 245H199V244H196ZM256 245H255V248H253V246H251L249 244V247L251 246L253 248V249L251 248L253 250V251L251 250L252 253L254 252L253 257L255 255L254 260H251L250 262L252 264H264V257H262L264 255L262 252H261L262 256L256 257V255H257L256 254V251H257ZM259 245H258L257 249L259 248ZM170 246H173V245H170ZM262 246H263V244H262ZM50 247L51 248H49L48 252L46 253L48 255L47 259H48L49 264H58V261H57L58 256L61 257L62 261L64 262L63 264H67L66 261H68L69 264L74 263V262L72 263L71 261H75L76 256L75 257L73 256V258H69L68 256H62L60 253L61 250L59 251V249H60L59 246H56V245L52 246L51 245ZM118 247H120V246H118ZM130 247H129V249H130ZM166 247H167V245H166ZM174 247H175L174 250H176V251L175 252L172 251L173 253H171L174 255L173 256L174 258L171 257L172 259H169V260L166 259L165 262H161L160 260H158L159 264H198V263H200L198 258L191 257V256L187 255L185 252H183L184 250L181 249L182 247H180L178 245H174L172 248H174ZM194 247H195V245H194ZM18 248H15V246L9 248L7 250L8 253L5 256L0 257L1 263H3V261L6 260V262H4V264H24V262L27 259H26V257L21 256L20 251H19L20 248L19 249ZM25 248L23 247V250ZM66 248H68V247L66 246ZM125 248L127 250V247H125ZM197 248H198V246H197ZM123 249H124V247H123ZM123 249H121V250H123ZM236 249H238V248H236ZM254 249L256 251H254ZM262 249H264V248H262ZM73 250H74V248H73ZM119 250L117 249V252H116L117 256H118ZM246 250H247V248H246ZM64 251H66V250H64ZM185 251H186V249H185ZM231 251L233 252V255L230 254ZM68 252H69V250H68ZM159 252L160 251L158 250V253ZM259 252H258V254H259ZM70 253H72V252H70ZM74 253H72V254H74ZM248 254L250 256V252ZM248 254H246V255L248 256ZM27 255H28V253H27ZM169 256H171V255H169ZM121 257L123 260H125L123 262L128 261V259L130 261H132L131 264L137 260V259L131 260L129 257L125 259V258H123L122 255H121ZM65 258H68V259L65 261L64 260ZM251 258H252V256H251ZM161 260H163V259H161ZM246 262H248V259ZM86 263H87V260H86Z\"/></svg>",
  "mask_w": 264,
  "mask_h": 264
}]
</instances>
